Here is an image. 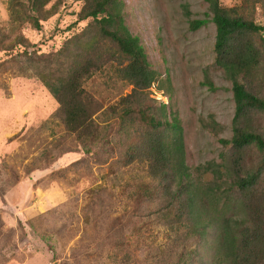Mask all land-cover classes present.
<instances>
[{
	"label": "rangeland",
	"instance_id": "374dc122",
	"mask_svg": "<svg viewBox=\"0 0 264 264\" xmlns=\"http://www.w3.org/2000/svg\"><path fill=\"white\" fill-rule=\"evenodd\" d=\"M117 1L124 24L140 38L157 72L143 104L164 103L167 119L177 113L184 162L197 190L203 193L212 184V172L202 168L207 164L222 171L223 188L231 180L223 165L232 167L234 157L221 140L231 136L235 105L231 81L214 63L215 25L206 14L207 2ZM248 1L219 2L264 26V3ZM83 5V0H49L33 10L31 0H0V264H212L218 228L211 225L197 239L179 220L188 213L168 202L145 165L121 163L122 150L141 140L128 131L137 128L149 140V127L136 120L138 114L99 117V141L91 145L95 153L86 154L66 130L60 102L43 84L42 75L54 81L52 71L63 69L67 58H78L94 70L81 86L88 108L114 103L120 109V97L130 93L116 70L126 57L100 36L93 17L79 19L87 9ZM27 16L38 18L40 28ZM189 18L207 22L191 30ZM261 36L264 30L255 36L262 45ZM206 77L214 89L203 84ZM251 79L253 84L241 82L264 97V61ZM250 118L264 134V116ZM238 153L244 169L258 168L262 153L255 146ZM258 191L264 205V183ZM237 207L236 219L249 221L243 206ZM219 213L202 212V222L218 221ZM193 248L196 254L183 256Z\"/></svg>",
	"mask_w": 264,
	"mask_h": 264
},
{
	"label": "trees",
	"instance_id": "16d2710c",
	"mask_svg": "<svg viewBox=\"0 0 264 264\" xmlns=\"http://www.w3.org/2000/svg\"><path fill=\"white\" fill-rule=\"evenodd\" d=\"M48 1L31 0V8L38 10ZM83 1V7L87 9L82 11L79 19L93 17L98 23L100 36L113 41L126 57L124 62L118 61L116 70L119 79L130 85L131 90L120 97V109L114 103L106 107L97 104L93 108H88L89 101L83 95L81 86L93 73L92 64L89 61L82 62L78 58H67L62 63L63 69L51 72V75L56 76L54 81L42 75L43 84L61 104L58 112H62L67 132L79 140L84 153H95L91 150V145L99 141L100 127L97 122L99 117L113 114L115 119H123L132 113L138 114L136 120L149 127L146 132L149 140L144 141L142 133L137 128L128 131L129 135L141 140L134 142L132 147L128 146L122 150L121 163H124V166L143 163L149 176L158 180L157 184L169 200L167 201L179 205L180 210L188 213L186 219L180 214L179 220L183 227L198 237L197 239H202L211 225L218 228L212 264H264V205L256 198L259 186L264 183V177L261 178L264 172V134L256 129L250 118H255L256 113L264 116V97L248 90L247 82H241L244 78L253 84L251 77L259 69L260 61H264V37L261 36L262 45L255 39L256 34L264 30V26L246 19L235 7H223L220 0H205L208 4L206 14L210 15V20L215 25L214 63L231 81L235 108L231 136L229 139L221 140L223 144L229 146L234 157L232 167L225 163L223 165L224 172L231 180L222 188V171L214 164H207L202 168L212 172L213 181L211 186L203 190V194L200 187L198 186L197 190V184L192 183L190 172L184 162L183 129L177 113L171 111L167 119L164 103H159L160 106L143 104L147 98L144 92L157 80V72L150 67L140 38L132 34L124 24L119 12L120 3L117 0ZM249 2L262 4L264 0ZM185 15H189L187 10ZM26 18L33 27L40 28L38 18L34 16ZM206 22V18L188 20L191 30L198 29ZM248 34L252 35L251 40L247 37ZM17 39L21 44L23 38ZM101 54L104 55V52ZM101 64L103 61L98 63ZM203 84L209 89H214L208 77ZM158 110L160 113H157ZM170 138L171 140L167 141ZM252 145L262 153L260 165L258 164L256 170L244 169L238 153L239 150ZM237 203L247 211L249 221L236 219L235 212L239 211ZM209 211L220 212L217 216L219 220L202 222L203 214H208ZM136 231L137 229L134 233ZM193 253L196 254L197 249L193 248V252L183 253V256ZM180 261L181 256L178 257V262ZM181 264H185L184 261Z\"/></svg>",
	"mask_w": 264,
	"mask_h": 264
},
{
	"label": "clouds",
	"instance_id": "9594fccd",
	"mask_svg": "<svg viewBox=\"0 0 264 264\" xmlns=\"http://www.w3.org/2000/svg\"><path fill=\"white\" fill-rule=\"evenodd\" d=\"M159 97H162L161 95H158Z\"/></svg>",
	"mask_w": 264,
	"mask_h": 264
}]
</instances>
